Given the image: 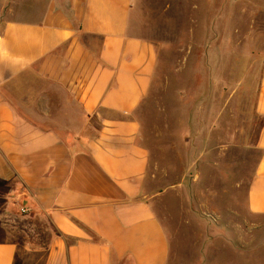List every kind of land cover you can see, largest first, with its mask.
I'll use <instances>...</instances> for the list:
<instances>
[{"label": "crops", "instance_id": "obj_1", "mask_svg": "<svg viewBox=\"0 0 264 264\" xmlns=\"http://www.w3.org/2000/svg\"><path fill=\"white\" fill-rule=\"evenodd\" d=\"M133 3L0 0V198L9 214L24 209L25 218L50 223L56 234L46 264H168L156 213L166 190L146 193L150 160L136 117L157 53L135 32ZM51 86L67 95L55 116ZM255 111L259 157L240 199L250 233L264 232V68ZM63 114L81 131L33 122ZM86 127L94 129L85 134ZM19 248L16 240L0 242V264H16ZM222 250L252 255L209 247L199 264H216Z\"/></svg>", "mask_w": 264, "mask_h": 264}, {"label": "rangeland", "instance_id": "obj_2", "mask_svg": "<svg viewBox=\"0 0 264 264\" xmlns=\"http://www.w3.org/2000/svg\"><path fill=\"white\" fill-rule=\"evenodd\" d=\"M133 19L135 32L157 53L136 117L150 160L146 193L166 190L156 213L169 242L168 264H199L207 248L230 246L252 255L222 250L216 264H264V232H248L240 201L259 157L255 107L264 68V0H134ZM49 90L55 116L67 95ZM33 120L60 133L82 129L66 123L64 114L57 122ZM4 204L0 198V242L17 241L16 264H46L56 234L50 223L25 218L24 209L9 214Z\"/></svg>", "mask_w": 264, "mask_h": 264}]
</instances>
